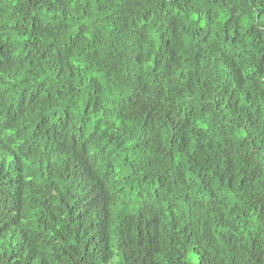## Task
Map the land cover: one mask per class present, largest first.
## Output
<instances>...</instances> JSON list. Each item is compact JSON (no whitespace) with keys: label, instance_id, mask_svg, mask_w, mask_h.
Returning a JSON list of instances; mask_svg holds the SVG:
<instances>
[{"label":"trees","instance_id":"obj_1","mask_svg":"<svg viewBox=\"0 0 264 264\" xmlns=\"http://www.w3.org/2000/svg\"><path fill=\"white\" fill-rule=\"evenodd\" d=\"M0 264H264V0H0Z\"/></svg>","mask_w":264,"mask_h":264}]
</instances>
